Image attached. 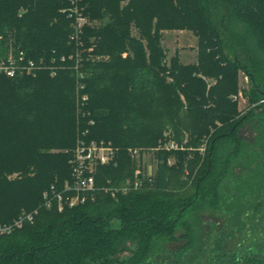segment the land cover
<instances>
[{
  "label": "trees",
  "instance_id": "obj_1",
  "mask_svg": "<svg viewBox=\"0 0 264 264\" xmlns=\"http://www.w3.org/2000/svg\"><path fill=\"white\" fill-rule=\"evenodd\" d=\"M219 5L221 23L213 17ZM69 7L70 0H0V59L13 47L54 70L0 76V226L34 216L0 237V264H264V119L254 142L243 141L246 117L234 99L243 71L248 102L261 110L264 0H78L87 20L81 47L62 13ZM174 30L196 37V63L167 61L164 33ZM224 33L244 61L228 54ZM78 139L110 142L116 164L98 168L93 201L47 209L43 195L63 193ZM170 140L180 149H164ZM151 152L147 175L149 163L139 166ZM137 168L138 190L103 191ZM205 211L225 218L217 233L205 230ZM178 231L184 244L169 251ZM237 236L239 248L226 251Z\"/></svg>",
  "mask_w": 264,
  "mask_h": 264
},
{
  "label": "built area",
  "instance_id": "obj_2",
  "mask_svg": "<svg viewBox=\"0 0 264 264\" xmlns=\"http://www.w3.org/2000/svg\"><path fill=\"white\" fill-rule=\"evenodd\" d=\"M62 13L66 14L67 17L72 20L74 32L71 35V40L81 47L82 42L80 39L83 34V28L87 24V20L79 10L78 0H70V7L63 10ZM42 68H47L42 60L37 64L36 61L27 58L23 52L16 51L13 47H10L5 59H0V76L8 78L21 77L24 75L35 76L37 71H40ZM47 70L54 71L49 67ZM81 78L82 74H79V79L77 80V102L83 104L88 101V96L84 93L85 86L81 83ZM245 80L248 81V78L245 77ZM91 124H93V122H91ZM87 133V131L83 132V136ZM163 148L168 151L180 149L179 145L172 140L166 142ZM130 154L133 159H138L140 156L138 150H130ZM116 156L117 151L110 142L78 139L74 149L71 151V159L69 161L71 168L70 180L64 184L63 193H44V206L47 209L55 207L61 212L66 207L75 208L87 203L89 200L93 201L96 192V174L98 168L115 165ZM146 174H151L150 166L147 168ZM142 175H144L143 171L137 168L133 175V179L111 190L104 187L103 191L110 192L112 197H116L118 194L126 195L141 187L142 183L140 178ZM33 218V214H22L11 224L1 225L0 237L10 234L14 229L21 228L25 222H32Z\"/></svg>",
  "mask_w": 264,
  "mask_h": 264
},
{
  "label": "rangeland",
  "instance_id": "obj_3",
  "mask_svg": "<svg viewBox=\"0 0 264 264\" xmlns=\"http://www.w3.org/2000/svg\"><path fill=\"white\" fill-rule=\"evenodd\" d=\"M126 3V2H125ZM125 3H122V6L125 5ZM224 14V9L222 5H219L218 9L213 11V17L214 19L218 18L219 22L222 21L221 18ZM96 24V23H94ZM134 35H136V31L133 32ZM223 39V45L228 54L232 57H234V54L237 55L242 61L244 57V53L242 49H240L237 45L234 44V39L230 38L228 34L224 33L222 36ZM166 54H167V61L175 56H177L180 60V62L184 65H191L196 63V57H197V39L193 35L192 32L187 30H174V31H167L164 33V40L162 43ZM237 48V52H235V49ZM128 56L127 53H124L122 55L123 58H126ZM108 58L105 56H93L90 60L91 62H102L106 61ZM245 77L248 78V81L245 80ZM240 78V91L238 96L234 97V99L238 102V111H239V118L246 117V120H243L241 122L239 131H238V137L242 139L243 141H246L248 143L254 142V128L256 127L257 123L264 119V100L260 101L259 104L261 105V110H254L255 104H249L248 99L246 97V92L249 91L251 88L250 79L249 77L241 71L239 73ZM213 82V80H212ZM261 111V112H260ZM253 113V114H252ZM255 113V114H254ZM252 114V115H251ZM260 115V116H258ZM200 155L204 156L206 152L205 146H200ZM203 149V150H202ZM152 153H145L141 157L140 165L139 167L144 166L145 164L151 165V159H152ZM239 172V171H238ZM19 177V174L14 173L7 176L8 180H15ZM198 215L202 221V224L207 232L212 231L213 233H217L219 227L224 222V217L218 212V211H205V212H198ZM183 232L178 231L176 234L177 240L169 245H167V249L169 251H176L179 249L183 244L184 241L181 240ZM255 243V242H254ZM239 237H234L232 241H229L226 245L227 249L226 251L235 250L236 248H239ZM251 245V244H250ZM255 244H252L251 247H255ZM123 256H127V254H124ZM169 256H167L165 259H168Z\"/></svg>",
  "mask_w": 264,
  "mask_h": 264
}]
</instances>
